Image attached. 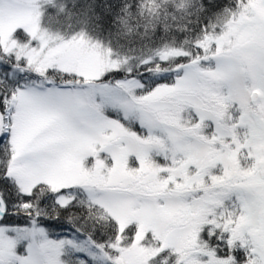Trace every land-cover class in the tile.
<instances>
[{
    "label": "snow or ice",
    "instance_id": "1",
    "mask_svg": "<svg viewBox=\"0 0 264 264\" xmlns=\"http://www.w3.org/2000/svg\"><path fill=\"white\" fill-rule=\"evenodd\" d=\"M226 13L220 31L198 29L195 51L158 73L114 67L89 81L0 60V264H63L65 247L71 264H114L115 241L99 232L97 241L76 226L49 239L71 224V189L86 182L93 201L147 221L140 244L160 249L148 264H166L193 238L206 251L188 264H264V96L259 107L249 99L264 93V0H203L207 21ZM67 167L79 183L59 190L22 178ZM217 206L226 209L218 220ZM109 223L137 239L136 225L121 233Z\"/></svg>",
    "mask_w": 264,
    "mask_h": 264
},
{
    "label": "trees",
    "instance_id": "2",
    "mask_svg": "<svg viewBox=\"0 0 264 264\" xmlns=\"http://www.w3.org/2000/svg\"><path fill=\"white\" fill-rule=\"evenodd\" d=\"M202 5L203 0H57L46 16L51 14V21L56 22V27L69 26L85 31L93 39L127 57L128 65L122 71L135 73L141 70V65L150 64L148 70L158 73L164 70L160 54L162 50L172 48L193 52L194 44L200 38L198 29L207 26L209 33H213L229 22L231 13L224 14L219 21L214 19L209 22L202 18ZM22 33L17 32L27 39ZM8 58L0 45V60L7 61ZM173 60L167 61L169 66ZM56 79L59 81L63 77L57 74ZM40 185H43L40 188L42 192L52 188L50 185ZM71 191L78 202V208L70 214L71 224L65 228L49 229V237L56 241L63 240L71 234L73 227L79 226L97 241H100V236L96 235L99 232L116 243L119 235L113 231L109 223L111 216L106 210L90 202L82 188L75 187ZM69 197L72 199V196ZM221 211L225 214L226 209L222 206ZM226 221L223 220V223ZM132 225L135 224L127 229L131 230ZM176 261V258L169 259V264ZM66 262L71 264L68 256Z\"/></svg>",
    "mask_w": 264,
    "mask_h": 264
},
{
    "label": "rangeland",
    "instance_id": "3",
    "mask_svg": "<svg viewBox=\"0 0 264 264\" xmlns=\"http://www.w3.org/2000/svg\"><path fill=\"white\" fill-rule=\"evenodd\" d=\"M56 1L0 0V45L4 54L9 57L15 56L18 62L27 60L28 67L26 70L36 71L40 69L43 72L49 68H58L61 72L83 75L89 81L99 73L110 71L114 67L123 69L128 65L127 57L119 55L103 42L93 39L85 31L74 30L69 26L56 27V22L51 21V14L49 17L46 16L48 10L54 6ZM64 24L62 23V25ZM18 31L23 32L22 35L28 38L25 39L17 34ZM178 53L186 52L182 49L168 48L162 50L160 54L163 61H171ZM254 91L260 94L257 102L251 101ZM262 96H264V93H261L259 88H254L250 92L249 99L252 104L259 107ZM73 175V170L67 167L61 174L26 172L22 178L29 188L44 184L57 190L68 186L70 182L79 183L74 181ZM90 187L91 184L86 182V186L80 188L85 191L90 202L101 206L117 221L121 233H124L125 229L131 224L136 225L137 239L135 241L129 242L127 236L122 237L119 235L117 242L111 246L119 250L118 256L113 254L114 264H148V261L160 249L154 243L147 248L142 247L140 244L147 227V221L141 217L137 210L133 209L113 213L109 208L90 199L88 195V188ZM66 199L71 200L70 197ZM221 208L222 206H217L214 210H209V214L218 220L224 215L223 211L220 212ZM201 222L203 221L201 220ZM207 222L212 223L215 220ZM229 223H231L230 220L224 222L225 225ZM194 228H198V224L194 225ZM49 239L53 242L61 241L53 240L50 237ZM80 239L83 240L84 238L80 237ZM122 243L123 247L121 246ZM67 251L68 249L65 247L63 249L65 253L63 264H68L66 262ZM205 251L206 247L203 244L198 247L195 246L194 238L185 239L180 241L177 247L173 249L172 258L177 259L175 264H188L189 257H199ZM166 264H169V260L166 261ZM193 264H202V260L196 258Z\"/></svg>",
    "mask_w": 264,
    "mask_h": 264
},
{
    "label": "water",
    "instance_id": "4",
    "mask_svg": "<svg viewBox=\"0 0 264 264\" xmlns=\"http://www.w3.org/2000/svg\"><path fill=\"white\" fill-rule=\"evenodd\" d=\"M258 97H259V93H258V92H254V93L252 94V96H251V101H252V102H256L257 99H258Z\"/></svg>",
    "mask_w": 264,
    "mask_h": 264
}]
</instances>
